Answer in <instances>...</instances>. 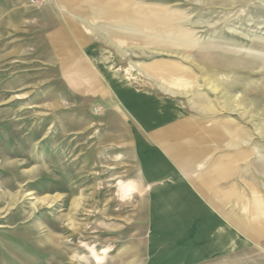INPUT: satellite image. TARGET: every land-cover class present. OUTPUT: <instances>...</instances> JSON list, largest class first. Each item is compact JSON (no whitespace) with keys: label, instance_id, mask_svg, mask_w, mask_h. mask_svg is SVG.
Instances as JSON below:
<instances>
[{"label":"rangeland","instance_id":"1","mask_svg":"<svg viewBox=\"0 0 264 264\" xmlns=\"http://www.w3.org/2000/svg\"><path fill=\"white\" fill-rule=\"evenodd\" d=\"M97 1L109 10L107 22L89 21L94 36L63 0H0V264H142L141 176L151 169H141L138 142L160 149L153 131L172 124L189 168L177 170L209 198L216 188L241 233L225 264H264V0ZM62 24L101 48L107 73L130 89L171 99L177 118L146 134L83 58L66 60L102 97L73 91L50 43ZM159 24L190 44H147L143 31ZM130 184L137 191L124 196Z\"/></svg>","mask_w":264,"mask_h":264},{"label":"crops","instance_id":"2","mask_svg":"<svg viewBox=\"0 0 264 264\" xmlns=\"http://www.w3.org/2000/svg\"><path fill=\"white\" fill-rule=\"evenodd\" d=\"M63 1L61 5L74 15L73 20L82 23L91 35L95 36L89 21L97 17L99 21H108V14L104 12L107 7L104 10L103 6H98L100 4L97 0ZM78 38L75 39L67 26L62 24L51 32L50 43H55L54 50L59 57L64 58L61 69L69 87L79 94L102 97L100 89L93 92L85 79L77 77L78 72L74 65H70L69 59L66 60L71 57L83 58V66L87 69L85 71L89 70V74L93 71V75L99 76L93 63L85 59L91 57L97 47ZM70 73H74V76ZM108 96L114 106L122 108L137 120L143 132L148 135L152 129L173 121L171 99L161 100L148 93L137 92L135 86L133 89L121 90L113 84L108 85ZM165 110L169 114L163 113ZM152 115L154 119L150 117ZM173 137L172 124L153 131V138L160 149L149 147L143 140L138 142L141 169H151L150 172L143 171L141 176L150 187L142 264H225L227 258L241 252V233L217 207L220 195L216 188H213L216 198H209L194 181L181 176L177 169L187 170L182 167L180 160L173 158L176 147Z\"/></svg>","mask_w":264,"mask_h":264},{"label":"bare ground","instance_id":"3","mask_svg":"<svg viewBox=\"0 0 264 264\" xmlns=\"http://www.w3.org/2000/svg\"><path fill=\"white\" fill-rule=\"evenodd\" d=\"M121 1V0H120ZM125 1V0H124ZM98 5V4H97ZM113 5V4H112ZM98 6H102V3L100 2V5ZM114 8V6H113ZM130 8V7H129ZM94 9V8H93ZM117 9V8H116ZM109 10V9H107ZM106 10V11H107ZM111 10V9H110ZM137 10V8H136ZM146 11V10H145ZM105 12V11H104ZM119 16V15H118ZM133 17V16H132ZM135 17V16H134ZM113 18V17H112ZM151 18L153 21H158L160 19H165L166 16L164 14H162L160 11H152L151 12ZM173 18V17H172ZM108 19V18H107ZM116 19V18H115ZM171 19V18H170ZM175 19V18H174ZM177 19V18H176ZM118 20V19H117ZM164 21V20H163ZM98 23V22H97ZM165 23V22H164ZM117 24V23H116ZM120 24V23H119ZM154 24V23H153ZM121 25V24H120ZM130 25V24H129ZM143 25V24H142ZM175 25V24H173ZM144 30V37L143 40L146 41L147 44H156L159 41H164L165 43L168 42L169 45H181L183 44L184 46H187L190 44L187 35L184 34L183 32H181L180 30H178L177 28H171L169 26L163 25V24H159V26L155 29V30ZM90 32V31H89ZM140 32V30H139ZM146 32V33H145ZM98 34H96L97 36ZM103 36V35H102ZM102 39V38H101ZM124 39V38H123ZM191 39V38H190ZM121 43V42H119ZM118 43V44H119ZM121 47L123 46V44H119ZM95 47H97V45H94ZM100 49V50H99ZM93 55H91V57L88 56L89 61L91 63H93V66H95L97 69H99V71H101V73L103 74V77L105 78L106 83L109 85H116L119 89H130L127 82L121 78H119L118 76L112 75L109 72L107 73V62L109 61L108 57L106 56V54L104 52H102V49L97 47L93 53ZM178 110V109H177ZM163 113L165 114H169L168 111H163ZM181 113V112H180ZM154 119L153 115L150 116ZM177 118V112L176 110H173V119ZM172 126V125H171ZM175 126V125H174ZM185 129V128H184ZM184 131V130H183ZM188 131V130H187ZM192 131V130H191ZM170 134V133H169ZM175 134V133H174ZM190 134V133H189ZM193 136V135H192ZM197 138V137H196ZM172 141V140H171ZM174 141V139H173ZM219 143V140H218ZM157 144V143H156ZM220 144V143H219ZM202 145V144H201ZM179 146V145H178ZM203 149V148H202ZM201 149V150H202ZM192 154V153H191ZM169 158V157H168ZM173 158L177 159V160H182V154H181V148L179 149H174L173 150ZM171 159V158H170ZM199 159V158H198ZM172 161V160H171ZM196 162V161H195ZM160 165V164H159ZM161 167V166H160ZM188 167H185V170L188 171ZM137 191V187L133 184H130L129 187L124 188L122 190V194L124 196H129L131 193ZM93 256L95 258V260L97 262H102L103 258H101L98 254L95 253V251H92ZM108 253L107 250L103 251V255H106Z\"/></svg>","mask_w":264,"mask_h":264}]
</instances>
